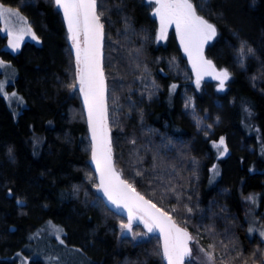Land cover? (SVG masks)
Here are the masks:
<instances>
[{"label":"trees","instance_id":"trees-1","mask_svg":"<svg viewBox=\"0 0 264 264\" xmlns=\"http://www.w3.org/2000/svg\"><path fill=\"white\" fill-rule=\"evenodd\" d=\"M192 1L217 30L206 55L229 73L224 92L215 80L197 87L174 33L159 42L160 23L147 0H98L112 156L125 180L205 238L217 264H250L257 245L264 252L246 221L250 196L264 221V0ZM0 3L17 9L41 42L9 51L0 21V61L18 70L10 89L25 101L17 117L0 95V264H19L14 258L51 223L65 231L50 238L51 246L62 241L82 251L81 264H166L157 234L137 243L119 239V222L128 220L98 195L63 13L53 0ZM221 138L230 149L225 156L215 147Z\"/></svg>","mask_w":264,"mask_h":264},{"label":"snow or ice","instance_id":"snow-or-ice-1","mask_svg":"<svg viewBox=\"0 0 264 264\" xmlns=\"http://www.w3.org/2000/svg\"><path fill=\"white\" fill-rule=\"evenodd\" d=\"M147 2L156 5L153 15L159 17V39H166L168 28L175 25L180 43L196 70L197 85L199 86L203 75H210L220 81V89H223L229 79V73L227 70L216 72L212 62L203 56L204 45L216 36L215 26L197 14L191 0H147ZM53 3L62 9L75 48L78 87L87 105L88 122L91 127L92 159L99 172L98 189L115 208L127 210L128 223L122 224L121 228L130 232L132 222L139 220L149 233L158 230L163 235L161 254L167 264H185L186 259L190 261L192 257L190 247L192 235L185 228L180 227L169 212L157 207L138 192L132 183L123 179L122 174L114 166L102 63L104 25L101 23L102 12H98V0H53ZM12 17L18 18L21 22L20 26H8ZM0 20L5 23V31L10 37L8 47L11 49L18 50L26 35L36 39L30 27L23 26L25 22L20 13L2 3H0ZM0 66H5L3 61H0ZM72 87L76 88L77 84H73ZM0 95L7 97L3 82H0ZM11 95L16 96L15 93ZM221 146L223 153H226L227 147L223 138L215 145L218 149ZM247 199L254 201L251 196ZM188 211L190 212L191 209ZM205 256L208 264H212L214 261L212 252H206Z\"/></svg>","mask_w":264,"mask_h":264},{"label":"rangeland","instance_id":"rangeland-1","mask_svg":"<svg viewBox=\"0 0 264 264\" xmlns=\"http://www.w3.org/2000/svg\"><path fill=\"white\" fill-rule=\"evenodd\" d=\"M191 2L193 3L192 0H191ZM150 4H152L153 9L155 11L156 5L153 3H150ZM193 5H194V3H193ZM195 8H196V6H195ZM13 9L17 10L15 8H13ZM154 11H153V13H154ZM196 12L199 16L203 17L201 14H199L197 8H196ZM20 16L23 17L24 22H25L23 24V26L30 27L31 32L35 34L36 39H32V37L30 35H26L18 50H13L7 46V49L13 53H19L21 51L23 45L26 42L30 41V42H34L36 44L41 43L39 40V37L36 35L31 24L26 20V18H24V16L22 14H20ZM155 17L159 21V17L158 16H155ZM204 19L207 20L205 17H204ZM0 21L3 24L4 34L8 36V33L5 31L4 21L3 20H0ZM209 23H211V22H209ZM20 24H21V22L18 20V18L12 17L9 20L8 26H13V25L20 26ZM172 33H174L177 36V38L179 39V35L176 32L175 25H172L167 30L166 39H163V40L159 39V42L160 43H166L168 41L169 35H171ZM216 35H217V30H216ZM9 39H10V37L8 36V40ZM212 40H210V41H212ZM179 41H180V39H179ZM210 41H208L204 45V49H203V56L206 60H209L207 55H206V50H207V46H208ZM71 44H72V41H71ZM182 47H183V45H182ZM183 49H184V47H183ZM185 54L189 58V56L186 52H185ZM189 60H190L191 66H192V61L190 58H189ZM1 61H3V60H1ZM3 63L5 66H0V71L3 73V77L1 78L0 82L4 83V92L7 94V97H5V96L4 97L8 101L9 105L11 106V108L14 111V113L16 114V116L18 117L20 115V113L22 112V110L24 109L25 101H24V98L17 91L10 89V86L12 84H14L18 78V70L8 62L3 61ZM212 64L214 65V63H212ZM193 71H194L195 83H196V80H197L196 70L193 68ZM215 71L219 72L220 70L217 69V67L215 66ZM212 80H215L218 82V90L220 92L226 91L227 81L225 82L224 88L220 89V86H219L220 81L215 79L214 76H210V75H203L201 80H200L199 86L197 85V83H196V85H197V87L200 88L202 86L203 82L212 81ZM73 91H74V89H73ZM12 93H15L16 96L12 97V95H11ZM15 103L17 104V107H18L17 110H16V107L13 105ZM224 142H225V145L227 147V152L223 153V146H221L220 152H221L222 156H225V155L230 153V149H229L226 141H224ZM220 175H221L220 169L216 168V170L213 172V175H212L214 180L218 179L220 177ZM253 198H254V201L248 200L247 207H246V221L248 223V233H249L251 239L264 242V235H262V233H264V221H263V219L261 220L260 217H258L259 216L258 215L259 201L255 197H253ZM119 223H120L119 224V239L121 241L124 238H126L128 240L131 239V241L134 243H137L139 241L149 239L151 234L154 233V231L149 233L147 231V229L144 227L142 222H140V225L138 227H132L130 232L126 229L121 228V225L128 223V221L122 220ZM249 229H252V231H249ZM63 231H64L63 227H60L54 223L49 224V226H47V229H45V231L43 230L42 232H39L38 234H36L34 239L38 238V235H42L43 232H44V236L42 238H40L39 241L32 244L26 250V252H24V254L19 257V259L16 257L14 259L19 260V264H30L33 260L34 261L41 260L45 264H81V262H84V260H83L84 255H83L82 251L75 249V248H67L64 243L56 244L55 247L51 246V244L49 242L50 238H54L53 236H57L56 233H58V237H62ZM206 252H211V251L207 248V246L205 244V238L201 237L200 239H198L195 236L194 237V243L192 246V260L191 261L195 264H208V261H207L206 256H205ZM255 252H256V255L253 258H251L250 264H264L263 247H261L260 245H257L255 248ZM0 257H1V253H0ZM212 264H217L215 259L212 262Z\"/></svg>","mask_w":264,"mask_h":264},{"label":"water","instance_id":"water-1","mask_svg":"<svg viewBox=\"0 0 264 264\" xmlns=\"http://www.w3.org/2000/svg\"><path fill=\"white\" fill-rule=\"evenodd\" d=\"M57 7V6H56ZM57 9L60 11V12H62V9H59L58 7H57ZM98 12H99V5H98ZM63 13V12H62ZM67 23V22H66ZM101 23H102V21H101ZM105 45H106V36H105V28H104V39H103V49H102V51H103V59H102V63H103V71H104V77H105V85H106V93H105V95H106V101H107V107H108V100H109V95H108V93H109V86H108V80H107V75H106V71H105V65H104V61H105ZM72 47H73V50H74V54H75V48H74V46L72 45ZM82 98H83V104H84V107H85V110H86V114H87V105L85 104V102H84V96H83V93H82ZM87 119H88V114H87ZM108 126H109V129H110V136L112 135V132H111V127H110V120H109V108H108ZM88 127H89V133H90V138H91V127H90V124H89V122H88ZM92 141V140H91ZM113 162H114V160H113ZM114 166H115V163H114ZM92 167H93V169L95 170V172H96V175H97V179H98V182H99V172L97 171V169H96V164H95V161L92 159ZM115 168H116V166H115ZM117 169V168H116ZM118 170V169H117ZM119 171V170H118ZM120 172V171H119ZM121 173V172H120ZM122 178H123V176H122ZM124 179V178H123ZM138 191V190H137ZM139 192V191H138ZM98 195L106 202V204H107V206L112 210V211H114L116 214H118L119 216H122V217H124V218H126L127 219V210L126 209H117V208H115L113 205H111V203L107 200V198L103 195V193H102V191L101 190H99L98 189ZM143 195V194H142ZM146 199H148L147 197H145ZM158 207V206H157ZM128 220V219H127ZM139 223V220H134L133 222H132V226H134V225H137ZM178 224V223H177ZM179 225V224H178ZM180 226V225H179ZM180 227H182V226H180ZM182 228H184V227H182ZM186 229V228H185ZM191 235H192V237H193V240L190 242V247H191V249H192V244H193V241H194V236H193V234L188 230V229H186ZM154 234H157L159 237H160V240H161V245H163V235L158 231V230H156V231H154ZM164 261H165V263L167 264V262H166V260L164 259ZM186 261H188L187 259H186ZM186 261H185V263H186Z\"/></svg>","mask_w":264,"mask_h":264},{"label":"bare ground","instance_id":"bare-ground-1","mask_svg":"<svg viewBox=\"0 0 264 264\" xmlns=\"http://www.w3.org/2000/svg\"><path fill=\"white\" fill-rule=\"evenodd\" d=\"M7 48V47H6ZM195 81V80H194ZM54 246H56V245H54Z\"/></svg>","mask_w":264,"mask_h":264},{"label":"flooded vegetation","instance_id":"flooded-vegetation-1","mask_svg":"<svg viewBox=\"0 0 264 264\" xmlns=\"http://www.w3.org/2000/svg\"><path fill=\"white\" fill-rule=\"evenodd\" d=\"M190 260H192V257H191V259Z\"/></svg>","mask_w":264,"mask_h":264}]
</instances>
